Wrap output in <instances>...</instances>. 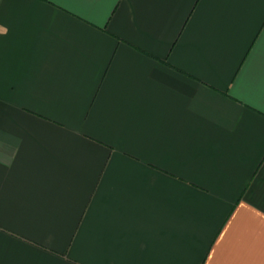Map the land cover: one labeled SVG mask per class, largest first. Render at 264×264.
<instances>
[{
  "label": "crops",
  "instance_id": "crops-1",
  "mask_svg": "<svg viewBox=\"0 0 264 264\" xmlns=\"http://www.w3.org/2000/svg\"><path fill=\"white\" fill-rule=\"evenodd\" d=\"M0 264H264V0H0Z\"/></svg>",
  "mask_w": 264,
  "mask_h": 264
}]
</instances>
